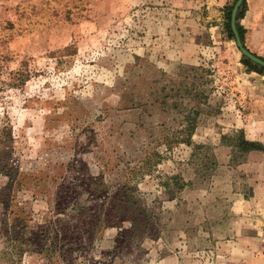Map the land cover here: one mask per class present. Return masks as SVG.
<instances>
[{
	"label": "rangeland",
	"instance_id": "374dc122",
	"mask_svg": "<svg viewBox=\"0 0 264 264\" xmlns=\"http://www.w3.org/2000/svg\"><path fill=\"white\" fill-rule=\"evenodd\" d=\"M235 1L179 27L177 0H0V255L23 217L53 264H227L258 150L242 139L264 148L244 135L264 134L245 108L264 81L226 34ZM16 264L48 261L29 248Z\"/></svg>",
	"mask_w": 264,
	"mask_h": 264
},
{
	"label": "crops",
	"instance_id": "0c3cea01",
	"mask_svg": "<svg viewBox=\"0 0 264 264\" xmlns=\"http://www.w3.org/2000/svg\"><path fill=\"white\" fill-rule=\"evenodd\" d=\"M157 1L149 0L150 3H156ZM228 1L177 0L176 6L178 8L176 9L178 13L180 12L186 17L179 19L180 24L177 23L176 26L184 27L187 24L194 27L191 22H194L196 19L199 20V17L196 18L195 16L196 9L203 5L207 8H221ZM210 19L214 21L209 23L214 38L219 33L218 20H220V16L217 14ZM158 21L151 28L157 27L159 29L158 37H155V40L163 43L165 35L162 34L161 29H165V27L162 26V20ZM204 22L208 26V20ZM239 24L243 28V43L246 48L250 52L264 57V0H245V8L243 15L239 18ZM185 31L187 30L180 29V32ZM190 40L192 41L191 37L189 38ZM248 73L253 79L259 82L264 81V74L256 71H249ZM256 85L259 84L257 83ZM258 101H250L245 105L247 109V125L250 123L254 124V119H257L256 123H260L259 128L264 130V99L262 98L261 101ZM253 114H255V117ZM244 135L249 140H257L264 143V134L261 135L259 131L249 133V130H247L246 134L244 132ZM250 154L248 158L251 156L252 159L247 160L243 167L241 165V168L247 171L245 182L249 186L251 193L246 198L240 193H236L233 196L230 207L231 219L228 220L227 224L225 223V229L227 228L225 233L228 238L219 243V245H222V248L220 246L218 251L221 249L223 260L227 261V264H264V152L253 150ZM252 156H255V160Z\"/></svg>",
	"mask_w": 264,
	"mask_h": 264
},
{
	"label": "trees",
	"instance_id": "16d2710c",
	"mask_svg": "<svg viewBox=\"0 0 264 264\" xmlns=\"http://www.w3.org/2000/svg\"><path fill=\"white\" fill-rule=\"evenodd\" d=\"M232 6L233 4L225 7L226 20L224 22V28H225L226 34L234 40V35L232 33L231 26H230ZM244 8H245V0H242L241 5L240 7H238L237 12H236L235 26H236L238 35L240 37V40L242 42V45L244 48H246V46L243 43V28L239 24V18L243 15ZM253 54L256 55L255 53ZM258 57L264 60V57H261V56H258ZM242 63L245 65L248 71H256V72L264 73V67H262L261 69H258L257 65L254 64L246 56H244V58L242 59ZM242 143L248 145L250 148H253V149H258V150L264 149L263 147H261L259 143H256L253 141H247L245 139L244 140L242 139ZM12 224H16V226L14 225L13 228L6 227L4 229L6 249L3 251L4 254L0 255L2 258H7V260H10L12 264H16L22 259V256L24 252H26L27 249L34 248L38 250V252L41 255H43V258L47 259L48 264L49 263L53 264L55 262L54 256L55 254H57L56 253L57 243L49 241L50 235L48 237V235H46L44 231L37 233L33 237H29L25 235L26 234L25 230L28 224L26 223V220L23 217H19L18 222L16 221V219H14ZM6 225L8 224H5V226ZM21 229L24 231L23 233ZM56 233L57 235L59 234L58 232ZM55 239L56 238H54L53 241Z\"/></svg>",
	"mask_w": 264,
	"mask_h": 264
},
{
	"label": "water",
	"instance_id": "95a60500",
	"mask_svg": "<svg viewBox=\"0 0 264 264\" xmlns=\"http://www.w3.org/2000/svg\"><path fill=\"white\" fill-rule=\"evenodd\" d=\"M241 2H242V0H236L235 3L233 4L232 9H231L230 26H231L232 33L234 35L236 46L239 48L241 53L244 56H246L248 59H250L253 63H256V64L264 67V60L261 59L260 57H258L257 55H254L252 52H250L246 48H244L242 45V42L240 40V37L238 35L237 29L235 26V17H236L237 9H238L239 5L241 4Z\"/></svg>",
	"mask_w": 264,
	"mask_h": 264
}]
</instances>
